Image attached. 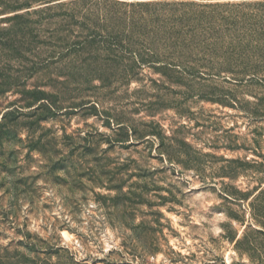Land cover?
Returning <instances> with one entry per match:
<instances>
[{
	"label": "rangeland",
	"instance_id": "374dc122",
	"mask_svg": "<svg viewBox=\"0 0 264 264\" xmlns=\"http://www.w3.org/2000/svg\"><path fill=\"white\" fill-rule=\"evenodd\" d=\"M4 1L18 7L0 6V18L46 5ZM122 1L202 9L264 0ZM260 22L251 20L248 36L238 24L182 51L156 46L159 57L148 52L128 82L117 76L104 86L95 76L85 91L64 90L56 67L135 59L98 44L91 54L55 60V74H44L30 67H41L45 54L0 51V264H264ZM241 60L246 74L234 66ZM150 61L187 65L196 77L171 82ZM43 98L56 110L42 107Z\"/></svg>",
	"mask_w": 264,
	"mask_h": 264
},
{
	"label": "trees",
	"instance_id": "16d2710c",
	"mask_svg": "<svg viewBox=\"0 0 264 264\" xmlns=\"http://www.w3.org/2000/svg\"><path fill=\"white\" fill-rule=\"evenodd\" d=\"M35 1H43L46 5L0 18V22H10L0 27L1 53L6 52L8 55L27 51L34 56L38 53L45 54L47 60L43 59L45 62L41 63V67H38L40 63L33 62L31 72L55 74L50 69L52 64L57 62L55 60H62L70 54H91L93 49L98 48V44L105 45L109 51L124 48L125 54L128 53L130 58L135 59L132 63L106 67L86 63L84 60L81 63L66 61L55 70L57 76L64 77V82H58L63 85L64 90L69 91L71 88L73 91H85L82 86H89L95 76L104 86L113 83L111 81H115L117 76L121 82H128L138 75V70L144 65L145 55H150L152 51L151 57H159L154 50L156 46L180 48L182 51L188 43L196 39L202 38L205 41L208 33L209 37L219 39L221 27L229 29L240 24L238 27H242L245 36H248L250 26L256 24L251 23L252 19L258 18L262 28L264 25V1L217 2L199 5L202 9H192L188 6L189 3L184 2L171 4L162 1L122 0H71L56 3H51V0H27L24 5L30 8V4ZM0 6H3L2 11L18 7L8 5L4 0H0ZM103 31L106 33L102 34ZM242 36L241 40L244 38ZM135 45L141 46L140 52L132 50ZM244 51L245 49L240 54L237 53L238 56L243 55ZM179 55L181 56V52ZM245 55L246 53L243 56ZM148 64L166 79L172 80L171 82H180L183 79L187 81L189 79L184 78L186 76L196 77L195 70L187 65L169 61L160 64L150 61ZM234 66L240 68L238 74H246L250 69L249 64L242 60L234 63ZM191 80L193 81H189ZM236 81L243 83L248 80L237 78ZM56 93L60 95L59 92ZM43 99L45 100L41 103L42 107L56 110L57 102ZM82 101L77 103L80 107L98 109V102ZM110 118L112 119L111 115ZM116 120L117 124L122 123Z\"/></svg>",
	"mask_w": 264,
	"mask_h": 264
}]
</instances>
